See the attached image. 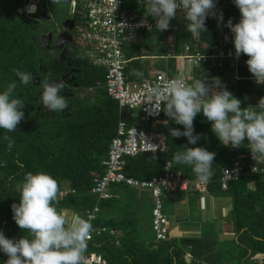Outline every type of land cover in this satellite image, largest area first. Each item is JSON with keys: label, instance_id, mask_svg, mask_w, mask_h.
Wrapping results in <instances>:
<instances>
[{"label": "trees", "instance_id": "1", "mask_svg": "<svg viewBox=\"0 0 264 264\" xmlns=\"http://www.w3.org/2000/svg\"><path fill=\"white\" fill-rule=\"evenodd\" d=\"M217 2L224 6L218 13L228 15V19L236 23L240 13L231 0H217ZM26 3L28 0H0V90L12 81H16L14 95L25 103L24 116L17 124L16 131L5 133L0 130V161L4 162V166L0 167V221H5V224L0 226V231L11 239H19L23 235V230L21 231L12 219L11 205L18 203L19 199L16 185L23 181L27 172L43 171L59 182L57 208L71 213L77 212L85 218L96 204L97 207L100 206L92 223L94 226L105 227V231L100 235H94L87 242L85 253H98L105 258L107 264H222L218 241L209 236L183 237L181 246L168 238L160 242H146L140 239L133 207L134 200L128 199L124 202L117 192V188L122 184L110 186L112 197L100 201L90 192L94 184L93 179L104 172L101 161L106 158L110 142L116 136L118 121H123L127 126H137L139 121L132 112L119 109L117 103L106 95L105 69L92 64L85 69L82 68L83 75L77 80L79 86L91 89L92 94L85 98L78 95L70 99L66 98L68 109L64 112H46L47 109L40 103L43 82L41 81L42 85H35L34 77H43L39 67L49 69L56 64L53 60L39 59L40 56L32 51L39 43L36 39L33 41L30 38V33L26 34L21 24L25 12L20 8L23 4L25 8ZM122 8L127 13L144 19L149 25V28L142 29L133 44L126 46L124 51L127 57L143 55V49L149 44L145 36L160 32L174 33V48L189 44L192 50L211 52L218 46L222 33H224L225 46L227 48L233 46L231 32L226 25L225 32L220 30L221 21L218 22L215 16L206 18V32L202 36L193 37L185 29L186 20L182 12L177 13L169 22V30L156 31L154 20L144 16L139 0H122ZM142 35L144 37L141 38ZM80 62L83 65L85 63ZM145 62L139 59L129 61L125 67V79L140 81L145 74ZM244 65L239 64V78L235 80L233 87L228 88V91L242 101L241 107L254 106L248 103L250 99L255 98L256 94L252 91H259L251 87L252 83L250 84L246 78L250 73L246 67H243ZM153 66L164 69V60L157 59ZM227 68L229 69V64L225 62H202L196 65L195 81L203 77L204 80L213 78L221 80ZM13 69L32 73L33 82L28 85L21 84ZM134 70L140 71L142 77L133 75ZM161 118L168 120L162 130L167 138L166 151L145 152L126 157L122 167V172L126 176L136 180L159 176L164 172L165 161H171L172 167L174 166L173 156L177 151L182 150L183 146L206 149L208 136L212 132L210 124L200 114H197L193 120V134L201 136L195 145L187 144L186 137H171L170 128H178L182 131L183 126L174 124L163 111ZM4 135H8L14 141L10 150L6 147L7 141L3 139ZM233 149L234 154L231 158L214 159V175L204 188L214 191L226 190L231 196L234 235L237 236L240 253L238 263H243L255 255L253 262L264 264V174L249 172L255 162L251 159L247 148ZM234 162L242 166L241 175L238 180L229 182L226 189H221L219 178L222 169L231 166ZM173 169H180L188 179L196 178L189 166L173 167ZM64 192L66 193L63 194ZM171 193L173 192L163 197V205ZM149 194L151 196L150 192ZM259 259L262 263H259ZM6 260L7 256L0 253V264Z\"/></svg>", "mask_w": 264, "mask_h": 264}, {"label": "clouds", "instance_id": "2", "mask_svg": "<svg viewBox=\"0 0 264 264\" xmlns=\"http://www.w3.org/2000/svg\"><path fill=\"white\" fill-rule=\"evenodd\" d=\"M118 3L119 0H112L111 13ZM139 3L144 16L154 20L156 31L168 29L177 9L186 20V31L193 37L206 32L207 17L215 16L218 22L223 20L222 13L213 11L215 0H139ZM231 3L240 13L238 22L232 23L230 19L226 22L232 34L233 55L236 58L246 55L248 72L256 84H264V0H231ZM37 8L36 3L28 1L22 11L34 15ZM118 25L121 31L126 27ZM75 57L83 61L78 55ZM162 57L157 56L165 61ZM200 59L202 56L198 53V61ZM13 71L21 84L33 82L32 73L19 69ZM132 74L138 78L143 75L136 70ZM204 79L196 80L194 84L171 79L164 85L149 87L147 102L154 112L163 111L174 124L183 126L182 131L170 128L169 135L186 137L189 145H195L201 139L199 134H193V120L200 114L210 124L211 132L221 145L232 148L246 146L255 162L251 171L264 174V97L255 106L241 107L242 101L222 87L219 78H213L211 85L203 83ZM16 87V81H12L0 90V130L5 133L16 131L24 116L25 103L14 95ZM63 88L64 81L46 78L40 103L48 111L60 113L68 105L67 99L61 95ZM3 139L7 141L6 147L12 149L14 141L8 135ZM245 139L247 144L243 143ZM214 157L215 153L204 147L183 146L174 154L173 160L176 164L189 166L198 183L207 184L214 175ZM3 166L4 162L0 161V167ZM16 191L19 199L18 203L11 205L12 219L23 230V235L19 239H11L0 231V253L7 256L3 264H82L84 256L100 255L85 253L87 242L92 239L88 240L90 234L94 227L100 226L93 225L92 216L84 218L73 212L69 221L57 210L60 187L53 176L43 171L27 172L23 181L16 185Z\"/></svg>", "mask_w": 264, "mask_h": 264}, {"label": "built area", "instance_id": "3", "mask_svg": "<svg viewBox=\"0 0 264 264\" xmlns=\"http://www.w3.org/2000/svg\"><path fill=\"white\" fill-rule=\"evenodd\" d=\"M36 1L34 3L38 4L40 0ZM65 1L70 4L71 12L74 15V30L77 43L80 45L75 48L77 50L87 49L85 53H82L83 61L89 60V64L105 69L104 85L106 95L117 103L119 109L132 113L140 110L142 122L156 123L161 118L162 111L156 113L151 109L150 103L147 102V89L157 84L164 85L171 79H180L185 83H188L189 80L170 74V65L168 64L165 71H157L152 75L145 74L140 81H136L137 87L134 90L129 88V81L125 79L124 74L125 67L129 61L139 57H127L124 49L127 45L134 43L142 29L149 28L147 22L134 14L127 13L122 8V0H119L118 6L112 13V0ZM30 3H33V1H30ZM223 7L222 4L218 3L213 11L218 13ZM179 12L181 11L177 9V13ZM76 18H79L78 25L75 24ZM118 24H124L126 27L121 31ZM198 53L202 56L199 61ZM244 56L246 55L241 54L239 58H236L233 55V48L216 47L211 52H202L192 50L189 44H184L181 53L166 52L162 58L165 60H186L190 67L206 61L227 63V60H230L229 67L236 68L240 64V59ZM190 75H192V69ZM238 78L236 76V79ZM246 78L252 84H256L251 74ZM166 149L167 138L163 131L144 130L134 125L127 126L119 120L116 136L110 142L106 158L101 161L104 172L93 179L94 184L90 189V192L96 195L97 200L111 198L112 193L109 188L116 184L148 190L153 201L151 227L156 240H164L168 231L163 197L174 191L186 192L192 190L201 192L206 185L198 183L196 178H186L180 169H173L169 160L165 161L163 174L147 180H136L122 172L126 157L145 152L163 153ZM253 166L249 169L250 173H253L251 171ZM242 170L243 168L238 162L223 168L219 178L221 189H226L229 182L238 180ZM97 209L94 206L87 217L92 216L94 219ZM4 224V220L0 221V226ZM103 231H105L104 227H94L88 240L92 238L93 234L100 235ZM115 244L118 243L115 242ZM259 263H262V260L259 259ZM82 264H107V262L102 256L92 254L84 256Z\"/></svg>", "mask_w": 264, "mask_h": 264}, {"label": "rangeland", "instance_id": "4", "mask_svg": "<svg viewBox=\"0 0 264 264\" xmlns=\"http://www.w3.org/2000/svg\"><path fill=\"white\" fill-rule=\"evenodd\" d=\"M29 1V0H28ZM218 4L217 0H215V5ZM44 6L47 15H49L48 20H43L40 17V10L37 12V14L34 15H28L24 14V19L21 21V24L25 28L26 34L30 33V38L34 41L36 39L37 43L39 45L34 46L32 51L34 52L35 55L40 56L39 59H44V61H48L51 58H53V52L47 53L45 52L42 46V42L40 41L39 35L44 34L47 35L48 32H52L53 37L55 38L62 29V22L66 19L73 18L74 15L71 12V7L68 1H63L58 3L57 0H40V3L38 6ZM24 4L20 8V10L24 9ZM27 6V3H26ZM23 12V11H22ZM240 17V16H239ZM239 17L236 19L235 22H238ZM228 15L224 14L223 15V20L221 21L220 24L222 26L220 27V30L224 31V27L226 25V22L228 21ZM75 24H79V18H76ZM225 32V31H224ZM75 34V30L73 31ZM224 34V33H223ZM76 35V34H75ZM34 37V39H33ZM141 38L144 37L143 35L140 36ZM77 39V38H76ZM146 42H148V49L144 48V51L148 50V53L151 52L153 53V50L156 54L164 56L166 52H172L171 50L172 47L171 44L174 41V33L172 32H160V33H151L147 34L145 36ZM78 42V41H77ZM69 43V48L73 51L74 55H79V57L83 60V54L87 51V49H78L76 50L75 47H79V43ZM152 43H154L156 46H154ZM218 46H221L220 40L218 42ZM151 47V49H149ZM181 50L183 49V45L181 46ZM151 50V51H149ZM52 54V55H51ZM52 56V57H51ZM247 59V56H244L240 59V64H245V61ZM167 62V65H170V74L178 76L180 78L186 79L188 78L190 84H194L195 80L192 79V75H190V65L186 60H165ZM230 60H227V63H229ZM89 65V60H87L83 67H87ZM236 69V70H235ZM50 70V68H49ZM154 72V66L153 65H146L145 66V74L150 75V73ZM247 72V71H246ZM237 75H240V69L237 66L236 68L232 67L229 69L227 68L224 71V78L221 79V86L226 88H231L235 85V77ZM251 84V82H250ZM39 87V86H37ZM137 87V83L134 80L129 81V88L131 90H134ZM251 87L254 90H257L259 92L264 91V84H251ZM253 93V91H252ZM73 94L75 96L78 95V97H88L92 94L91 89H85V90H75L73 91ZM68 95V94H67ZM249 96V94H248ZM247 96V97H248ZM246 97V98H247ZM64 98H72L70 95ZM248 99V98H247ZM75 100V99H71ZM249 104V103H248ZM250 105V104H249ZM139 123L136 125L144 130H157V131H162L164 125L168 122L166 118H160L156 123H144L140 119L142 117V113L140 110H137L135 113H133ZM244 144H247V140L243 142ZM242 150L246 149V146L244 147L243 145L240 147ZM237 149V148H236ZM206 150L214 152L216 158L220 157H228L231 158L234 154V149L232 147H226L223 146L219 143V141L216 139V137L211 133L208 136V141L206 145ZM238 160H240V157H238ZM176 168H185V165H179L174 163V166ZM194 174V173H193ZM195 175V174H194ZM133 187L130 186H125V185H119L117 188V192L120 196V198L124 201L127 202L128 199H133L134 200V209L136 213V218H137V225H138V235L139 238L148 242V241H156L160 242L161 240H156L155 239V234L154 231L152 230L151 227V210H152V198L148 192V190H136L132 189ZM213 191L217 194H228L226 190H209ZM205 193H208L203 190V195ZM218 196L221 199L219 201H224L222 200L223 196ZM175 197V198H174ZM226 198V197H225ZM231 196H229V201H230ZM176 200V202H174ZM222 203V206L218 207L216 212L214 214H217V217L212 218L213 221L206 223V218H203L202 211L199 208V195H194V196H189L188 192H173L170 194L169 198L165 199V206H164V213L166 214L167 217V238L176 243L178 246L182 245V238L183 237H188V235H183V231L185 230L184 227H189L192 228V226H195L191 223H196L199 226L202 227V233L199 234L198 231V236H209L211 239H214L218 241V246L220 248L221 252V262L222 264H239L238 263V258H240V253L238 252L239 246L237 245V240H231L233 238L229 237L228 235L230 234L227 229L223 228V222H227V220L230 219V212H231V206H225ZM97 205V204H96ZM98 207H100L98 205ZM57 210L65 215L67 220H71L72 213L68 212L65 209H60L57 208ZM206 216H209V212L205 211ZM222 214V216H219ZM185 217L187 216V219H182V220H177L179 217ZM233 224V223H232ZM195 229V228H192ZM232 232V229H230ZM235 231V228H234ZM233 231V232H234ZM194 237V236H193ZM181 244V245H180ZM184 248V246H182ZM256 258L255 255H253L250 259L245 260L243 263L240 262V264H255L253 261Z\"/></svg>", "mask_w": 264, "mask_h": 264}, {"label": "flooded vegetation", "instance_id": "5", "mask_svg": "<svg viewBox=\"0 0 264 264\" xmlns=\"http://www.w3.org/2000/svg\"><path fill=\"white\" fill-rule=\"evenodd\" d=\"M30 1L35 2L36 0H30ZM39 3L40 1L38 2V4ZM38 4L36 5L38 6ZM39 10H41V6H38L37 12ZM37 12L35 14H37ZM74 28H75V25L73 24V28L71 30H69L67 27L61 29L60 33L66 31L67 35L71 37V42H63V40H61L60 44H62V46L58 49H54V44H55L57 36L60 33L55 38L53 37V34H51V36L49 37H47L44 34L39 35L40 41L42 42V46L44 48L43 50L49 53V55L51 52H53V55L51 54L53 58H51L50 60H53V63L56 64V66H54L53 68L51 67L50 70L48 68L43 69L39 67V70L41 71V76L43 74V77H40V76L34 77V80L38 78L37 85L39 84L42 85V82L44 83V80L49 77L52 78L53 80L64 81V88L61 92V95L68 94L70 95V97L74 96L73 91L75 90L82 91L86 89V88L79 86L77 82V80H80L83 75V69H82L83 64L75 57L73 51L69 48V45H68L69 43L73 44L77 42L76 35L73 33ZM67 39L68 38L66 37L65 41H68ZM260 98L262 97L260 96ZM260 98L256 99L255 97L254 99H250L249 101L250 105L255 106ZM46 112L49 113L48 110H46Z\"/></svg>", "mask_w": 264, "mask_h": 264}, {"label": "crops", "instance_id": "6", "mask_svg": "<svg viewBox=\"0 0 264 264\" xmlns=\"http://www.w3.org/2000/svg\"><path fill=\"white\" fill-rule=\"evenodd\" d=\"M154 46H156L154 43H152ZM220 44H221V46H217V47H222V48H227L226 46H225V44H224V34L222 33L221 34V38H220ZM170 47H172V49L173 50H171L172 52L171 53H173V54H178V53H181V47H178V48H174V46H173V42H172V44H171V46ZM145 48H147L148 49V47L146 46ZM229 48H233V46L232 47H229ZM149 51H151V50H149ZM154 54H156L155 52H154V50H153V53H151V52H149L148 53V50L147 51H144V54L143 55H141V56H139V60L141 61V60H145L146 62L144 63L145 65H153L154 63H155V61L158 59L157 58V56H159V55H156V56H154ZM154 56V57H153ZM174 60H176V59H174ZM168 61V60H167ZM166 64H167V62L166 61H164V69L162 68V69H159V68H155L154 67V72H157V71H165L166 70ZM244 68L246 67L247 68V66H246V64L243 66ZM192 69V79H194L195 80V78H194V73L196 72V66H194V67H190V69L189 70H191ZM236 70V69H235ZM153 72V73H154ZM153 73H150V75H152ZM238 76V75H237ZM223 78H224V76H222ZM222 78V79H223ZM235 79H236V77H235ZM211 81H213V79H210ZM237 80V79H236ZM221 81V80H220ZM188 83L190 84V82L188 81ZM235 83V82H234ZM203 190L204 191H206V192H208V193H205V195H203L202 193H203ZM201 192H195V191H192V190H188V191H186V192H188V195L189 196H194V195H199V208H200V210L202 211V214H203V218L205 219L206 218V223H208V222H211V221H213L212 220V218H215V217H217V214L215 215L214 214V212H216V210L218 209V207H220V206H222V201H219L221 198L220 197H218L220 194H217V193H215V192H213V191H209L208 189H203ZM179 193H182V192H179ZM220 196H223L222 197V200L224 201V205L225 206H231V203H232V201H231V198H230V201H229V194H222V195H220ZM226 197V198H225ZM175 198V197H174ZM176 200L177 199H175V201L174 202H176ZM164 206H165V204H164ZM231 210V209H230ZM205 211H208L209 212V216H206V214H205ZM219 216H222V214H220ZM230 219L229 220H227V222H223V228H225V229H227V231H229V237H231V238H233V239H237V236L236 235H234V223H233V219H232V215H231V212H230ZM212 217V218H211ZM167 218V217H166ZM182 219H187V216H186V218L185 217H179V218H177V220H182ZM233 223V224H232ZM191 224H193V225H195V226H192V228H195V229H192L191 227H189L190 225H188V227H184L185 228V230L182 232L183 233V235H188V237H193V236H198L199 234H201L202 233V227L201 226H199L198 224H196V223H191ZM230 229H232V232H230L231 230ZM198 231H199V234H198ZM187 237V236H186Z\"/></svg>", "mask_w": 264, "mask_h": 264}, {"label": "water", "instance_id": "7", "mask_svg": "<svg viewBox=\"0 0 264 264\" xmlns=\"http://www.w3.org/2000/svg\"><path fill=\"white\" fill-rule=\"evenodd\" d=\"M64 1V0H63ZM40 17L41 19L43 20H48L50 17L49 15H47L46 13V10H45V7L44 6H41V10H40ZM73 24H74V19L73 18H69V19H66L62 22L61 26L62 28H68L69 30H71L73 28ZM52 32H48V34L46 35L47 37L51 36ZM66 37L68 38L67 40L68 41H65ZM63 40V42H71V37L69 35H67L66 31L60 33L57 38H56V41H55V44H54V49H58L62 46V44H60V41ZM59 44V45H58ZM64 52V51H63ZM213 81L211 80H204L203 83L205 84H208V85H211ZM34 84L37 85L38 84V78H36L34 80ZM253 93H255V97L256 99L260 98L261 97H264V91L262 92H256V91H253ZM211 93H209L210 95ZM63 97H67L68 95L66 94H62ZM250 104V103H249ZM68 107H66L65 109H62L61 112H64L65 110H67Z\"/></svg>", "mask_w": 264, "mask_h": 264}]
</instances>
